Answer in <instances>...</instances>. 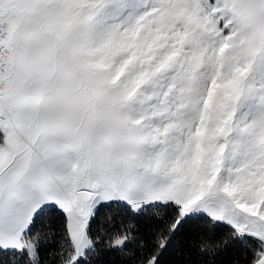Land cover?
Returning a JSON list of instances; mask_svg holds the SVG:
<instances>
[{
    "label": "snow or ice",
    "instance_id": "snow-or-ice-1",
    "mask_svg": "<svg viewBox=\"0 0 264 264\" xmlns=\"http://www.w3.org/2000/svg\"><path fill=\"white\" fill-rule=\"evenodd\" d=\"M0 264H264V0H0Z\"/></svg>",
    "mask_w": 264,
    "mask_h": 264
}]
</instances>
